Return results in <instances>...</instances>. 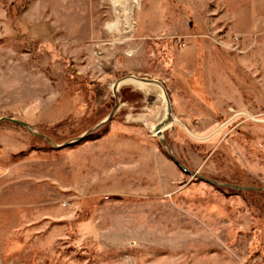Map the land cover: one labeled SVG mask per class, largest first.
Wrapping results in <instances>:
<instances>
[{
  "label": "rangeland",
  "instance_id": "374dc122",
  "mask_svg": "<svg viewBox=\"0 0 264 264\" xmlns=\"http://www.w3.org/2000/svg\"><path fill=\"white\" fill-rule=\"evenodd\" d=\"M2 117L0 264H264V0H0Z\"/></svg>",
  "mask_w": 264,
  "mask_h": 264
},
{
  "label": "water",
  "instance_id": "95a60500",
  "mask_svg": "<svg viewBox=\"0 0 264 264\" xmlns=\"http://www.w3.org/2000/svg\"><path fill=\"white\" fill-rule=\"evenodd\" d=\"M132 78H134V77H132ZM138 79V81L140 80L141 81V83H156V81L155 80H152V79H146V78H137ZM120 83V81L119 82H117V83H115L114 84V86L116 87V86H118V84ZM113 86V88H114V92H116V89H117V87L115 88ZM162 90H164L163 88H162ZM164 97H165V100H166V105H165V108L167 109L166 110V113H165V115H164V119H163V121H161L160 123H158V125H156L155 126V128H154V132L156 133V135H158V136H161L160 134H162V129H163V125H164V123H165V120L167 121V120H172V116H171V109H170V107H169V104H168V99H167V97L165 96V93H164ZM116 106L117 105H115V108H116ZM115 110V109H114ZM112 115H113V112L111 111V113H109V115L104 119V120H102L100 123H98V124H96V126L94 127V129H97V128H99L100 126H102L103 124H105V123H107L110 119H111V117H112ZM4 120H7V121H10V122H13V123H16V124H19V125H21V126H23V127H29L28 126V124L26 123V122H24V121H21V120H19V119H15V118H12V117H2V118H0V122L1 121H4ZM92 131V129H90V130H88L86 133H84L83 135H81L79 138H77V140H81V139H83V137H85L87 134H89L90 132ZM42 137H44V138H46L45 136H42ZM161 141H162V143H165L162 139H161ZM56 146V145H55ZM59 147V146H58ZM173 157V156H172ZM176 160V162H177V164L178 165H180L183 169H184V171H187L184 167H183V165H182V163L180 162V161H178L177 159H175ZM189 172V171H188ZM192 174H194L195 176H197L198 178H200V179H202V180H206L207 182H210V183H212L213 185H215V186H223V187H233V188H235V189H238V190H243V189H246V190H255V189H257L256 187L254 188V187H251V186H246V187H240V186H238V185H234V184H227V183H219V182H216L215 180H213V179H210V178H208V177H203V176H201L198 172H196V171H194V172H192Z\"/></svg>",
  "mask_w": 264,
  "mask_h": 264
},
{
  "label": "bare ground",
  "instance_id": "6f19581e",
  "mask_svg": "<svg viewBox=\"0 0 264 264\" xmlns=\"http://www.w3.org/2000/svg\"><path fill=\"white\" fill-rule=\"evenodd\" d=\"M114 22H115V21H114ZM106 25H107V29L110 30L111 28H115L117 24H115V23H113V24L111 23V24H110V23H109V24H106ZM128 27H129V26H128ZM123 82H134V83H138V84L141 83V81H140V80L138 81V79L135 78V77H134V78L127 79V80L125 79V81H123ZM123 82H122V83H123ZM122 83H121V84H122ZM156 84H157V83H156ZM118 85H119V84H118ZM114 87H115V86H114ZM160 87H161V86H160ZM115 88H116V87H115ZM164 101H165L164 104L166 105L165 97H164ZM163 108H164V107H163ZM164 110H165V113H166V110H167V109L165 108ZM173 122H175V119H174L173 117H172V120H167V121L165 120V123H164V125H163V129L166 128V127H169L170 125H172ZM163 129H162V130H163Z\"/></svg>",
  "mask_w": 264,
  "mask_h": 264
},
{
  "label": "trees",
  "instance_id": "16d2710c",
  "mask_svg": "<svg viewBox=\"0 0 264 264\" xmlns=\"http://www.w3.org/2000/svg\"><path fill=\"white\" fill-rule=\"evenodd\" d=\"M228 188H231L232 190L239 191L238 189H235V188H233V187H231V186H230V187H228Z\"/></svg>",
  "mask_w": 264,
  "mask_h": 264
}]
</instances>
